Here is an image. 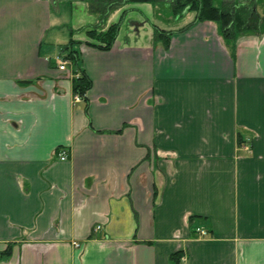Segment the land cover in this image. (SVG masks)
<instances>
[{
	"label": "crops",
	"instance_id": "0c3cea01",
	"mask_svg": "<svg viewBox=\"0 0 264 264\" xmlns=\"http://www.w3.org/2000/svg\"><path fill=\"white\" fill-rule=\"evenodd\" d=\"M87 4L0 0V264H264V34Z\"/></svg>",
	"mask_w": 264,
	"mask_h": 264
},
{
	"label": "trees",
	"instance_id": "16d2710c",
	"mask_svg": "<svg viewBox=\"0 0 264 264\" xmlns=\"http://www.w3.org/2000/svg\"><path fill=\"white\" fill-rule=\"evenodd\" d=\"M84 2H91L103 8L102 20L100 24L108 17L110 12L118 7L127 3L133 2H166L171 6L172 12L176 17H182L190 11L196 12V21H219L222 25L223 36L228 40H235L237 34L245 31L246 29L254 27L253 21L256 16V11L253 10L254 1L250 0H223L221 7H217L214 3L215 0H79ZM248 3V4H247ZM126 10L122 13L120 19L111 24L106 31L97 32L96 30L88 31V35L95 39L93 42L87 44L97 46L102 49H110L121 29V25L126 15ZM173 32L164 31L160 28H155V39H162L165 47L169 46L170 36ZM81 43L80 41L71 39L66 46L69 52L66 58L77 62L76 51L72 49L74 43ZM91 78L83 71L80 75L73 79V89L75 94H79L84 100L87 99V94L92 87ZM10 255V249L0 253L1 257ZM180 253L174 257L175 263L179 260Z\"/></svg>",
	"mask_w": 264,
	"mask_h": 264
},
{
	"label": "rangeland",
	"instance_id": "374dc122",
	"mask_svg": "<svg viewBox=\"0 0 264 264\" xmlns=\"http://www.w3.org/2000/svg\"><path fill=\"white\" fill-rule=\"evenodd\" d=\"M244 1V0H243ZM214 3H215V5L217 6V7H221L222 6V4H223V0H215L214 1ZM128 4H131V5H135L136 4V6H138V5H140V6H143V4H149V6H151V8H149L150 10H148V12L149 11H151V13H162L161 15H160V17L161 16H163L164 14L165 15H167V16H169L170 14L173 16V18L172 19H177L178 17H176L175 15H174V13L172 12V9H170L171 8V6L169 5V9L168 8H166V7H168V6H166V2H150V1H147V2H133V3H128ZM248 4V3H247ZM87 6L89 7L88 8V10H89V12L92 14H94V16H97V11L98 10H100V12H101V14H99V16H97V18H100L101 20H102V13H103V8H101V6H99V5H97V4H94V3H91V2H88V4H87ZM125 6H127V4L125 5ZM121 7V6H120ZM76 11V9H73V11ZM78 10H80V11H82V10H84V6H82V7H79V9ZM127 11V7H124V8H122L121 9V13L119 14V18L117 17L116 19H117V21L120 19V17H121V15H122V13L124 12V11ZM113 12L114 11H116L115 10V8L112 10ZM111 11V12H112ZM110 12V13H111ZM192 12H194V13H196L195 11H190V12H188V14L189 13H192ZM158 15V14H157ZM256 16L258 17V19L257 18H255L254 19V21H253V25H254V27H252V28H249V29H246L245 31H242V32H240V33H238L237 35L239 36V35H248V37H252V36H256V35H258V36H261V35H263L264 34V0H257V10H256ZM67 17V19H68V15L66 16ZM91 17H92V15H91ZM91 17H89L90 19H89V21L91 20ZM162 19H164V16L163 17H161V20ZM98 20V19H97ZM95 21L96 23L95 24H92V25H90L89 27V29H88V31H91V30H96L97 32H103V31H106L107 29H108V27L106 28V27H104L103 25H102V23L100 24V23H98L99 21ZM165 20V19H164ZM117 21H115V22H117ZM114 22V23H115ZM213 22H217V23H219L220 24V26H221V31H222V25H221V23L219 22V21H213ZM67 23H68V21H67ZM169 23H172V22H169ZM113 24V23H112ZM168 24V23H167ZM111 25V24H110ZM109 25V26H110ZM157 26L156 25H154V33H155V28H156ZM68 28V27H67ZM106 28V29H105ZM87 35H88V32H87ZM237 36V37H238ZM88 37L90 38V40H93V41H95V39L94 38H91L89 35H88ZM237 39V38H236ZM208 235H209V232H208ZM207 235V236H208ZM201 237H206V236H201Z\"/></svg>",
	"mask_w": 264,
	"mask_h": 264
},
{
	"label": "built area",
	"instance_id": "2783aa9c",
	"mask_svg": "<svg viewBox=\"0 0 264 264\" xmlns=\"http://www.w3.org/2000/svg\"><path fill=\"white\" fill-rule=\"evenodd\" d=\"M58 62H59V68L61 70H65V71L68 70L69 64H72V62H70V60L65 58V57H58ZM81 99H83V98L79 94H75V101H80ZM59 156L62 160L67 159L66 153L64 151H60ZM100 229H101V226L97 225L95 228V231L97 232ZM197 232L200 234V236H207L208 235V231L204 230V229L198 228ZM73 244L75 246H79V243L77 241H74Z\"/></svg>",
	"mask_w": 264,
	"mask_h": 264
},
{
	"label": "flooded vegetation",
	"instance_id": "af4514ba",
	"mask_svg": "<svg viewBox=\"0 0 264 264\" xmlns=\"http://www.w3.org/2000/svg\"><path fill=\"white\" fill-rule=\"evenodd\" d=\"M250 1H254L253 10L256 11L257 10V0H250Z\"/></svg>",
	"mask_w": 264,
	"mask_h": 264
}]
</instances>
